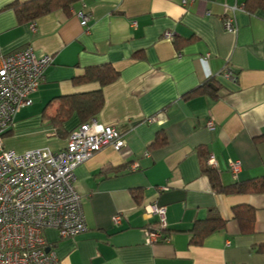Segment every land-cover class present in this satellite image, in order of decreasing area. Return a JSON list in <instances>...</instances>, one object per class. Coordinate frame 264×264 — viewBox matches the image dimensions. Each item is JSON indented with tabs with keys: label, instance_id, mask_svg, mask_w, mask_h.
Returning a JSON list of instances; mask_svg holds the SVG:
<instances>
[{
	"label": "crops",
	"instance_id": "0c3cea01",
	"mask_svg": "<svg viewBox=\"0 0 264 264\" xmlns=\"http://www.w3.org/2000/svg\"><path fill=\"white\" fill-rule=\"evenodd\" d=\"M23 1L0 0V55L30 46L52 63L4 135L6 148H64L82 122L73 114L57 133L50 116L58 103H48L98 89L74 83L87 67L109 64L119 74L102 88L95 117L120 131L125 145L105 146L75 168L87 230L67 238L44 231L61 264H264V192L216 191L199 155L213 157L224 187L264 178V9L247 12L246 0H77L29 21L11 7ZM233 5L237 29L228 32ZM79 10L90 14L86 29ZM212 76L217 97L185 98ZM159 132L164 142L149 148ZM236 159L234 177L228 162ZM154 203L166 208L165 239L147 244L144 228L157 226V217L146 207ZM234 208L253 209L252 232L241 231ZM213 217L224 226L194 242L195 223Z\"/></svg>",
	"mask_w": 264,
	"mask_h": 264
},
{
	"label": "built area",
	"instance_id": "2783aa9c",
	"mask_svg": "<svg viewBox=\"0 0 264 264\" xmlns=\"http://www.w3.org/2000/svg\"><path fill=\"white\" fill-rule=\"evenodd\" d=\"M190 1L182 0V4ZM236 9V5L230 6L231 13L224 20L228 32L237 29ZM75 15L81 26L88 28L90 14L79 10ZM164 36L170 38L173 33L167 31ZM51 63V55H38L30 46L0 55V264H61L55 250L47 245L44 231L55 229L60 238H67L87 230L81 197L73 185L75 168L105 146L118 151L125 145L120 131L92 117L69 132L60 150L40 147L17 152L4 146V135L15 115L32 104V94ZM222 75L231 78L227 69ZM207 127L214 128L211 118ZM207 162L215 166L213 157ZM131 166L135 169L138 164ZM228 166L236 177L241 162L229 160ZM146 211L157 217V226L144 228L146 243L165 239L166 208L154 203ZM121 218L116 214L112 220L119 223Z\"/></svg>",
	"mask_w": 264,
	"mask_h": 264
},
{
	"label": "trees",
	"instance_id": "16d2710c",
	"mask_svg": "<svg viewBox=\"0 0 264 264\" xmlns=\"http://www.w3.org/2000/svg\"><path fill=\"white\" fill-rule=\"evenodd\" d=\"M76 1L77 0H28L23 2H15L11 4V7L15 11L18 19L33 21L41 15H44L54 9H68V7ZM244 9L250 13H253L257 9H264V0H246ZM189 40H185L183 43H186ZM118 75V71L109 64L87 67L84 74L80 77H76L73 81L75 84L95 83L99 87L98 89L79 94L60 96L50 101L48 104H51L52 102L58 103L55 113L50 116L51 123L55 126L57 133H61L60 127L62 126L63 122L70 118L73 114H77L82 123L88 121L92 117H95L104 103L102 88L114 82L118 78ZM220 89L221 86L217 82L216 77L212 76L186 93L184 96L185 98H189L191 96L209 94L211 96L217 97L219 95L218 93ZM44 111H46V107L44 108ZM10 131L11 130H8L5 135ZM164 140L165 138L163 137V134L160 132L157 133L156 138L149 145V148L163 143ZM199 155L202 159V172L208 177L211 186L216 191L264 192V178L258 180L253 179L242 184L237 183L230 187L222 186L218 179L217 171L212 169L207 164V156L205 153L200 151ZM234 213L236 219L239 221L241 231L248 233L252 232L254 219L253 209L234 208ZM223 226L224 221L220 217H213L198 221L195 223L193 230V241L197 243L204 235L219 230Z\"/></svg>",
	"mask_w": 264,
	"mask_h": 264
},
{
	"label": "water",
	"instance_id": "95a60500",
	"mask_svg": "<svg viewBox=\"0 0 264 264\" xmlns=\"http://www.w3.org/2000/svg\"><path fill=\"white\" fill-rule=\"evenodd\" d=\"M46 250H49L48 248H46Z\"/></svg>",
	"mask_w": 264,
	"mask_h": 264
}]
</instances>
